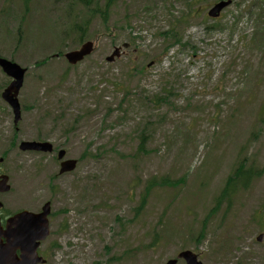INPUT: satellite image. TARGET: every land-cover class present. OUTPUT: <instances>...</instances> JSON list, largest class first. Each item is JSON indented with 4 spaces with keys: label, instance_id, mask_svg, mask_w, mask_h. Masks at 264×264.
Wrapping results in <instances>:
<instances>
[{
    "label": "rangeland",
    "instance_id": "374dc122",
    "mask_svg": "<svg viewBox=\"0 0 264 264\" xmlns=\"http://www.w3.org/2000/svg\"><path fill=\"white\" fill-rule=\"evenodd\" d=\"M216 1L117 0L105 16L106 0H0V57L27 68L17 127L0 68V201L52 203L46 264H166L183 250L264 264V0L214 19ZM85 22L96 51L70 65ZM37 139L76 170L19 149ZM241 163L247 185L224 193Z\"/></svg>",
    "mask_w": 264,
    "mask_h": 264
},
{
    "label": "water",
    "instance_id": "95a60500",
    "mask_svg": "<svg viewBox=\"0 0 264 264\" xmlns=\"http://www.w3.org/2000/svg\"><path fill=\"white\" fill-rule=\"evenodd\" d=\"M230 2H221L211 10V16H217L219 12ZM93 51V43L87 42L82 45L79 50L68 52L65 57L70 63L76 64L84 59V57ZM118 54V50L114 55ZM114 55L109 60L114 59ZM0 66L11 77L13 81L4 90L3 98L12 106L15 114V123L21 118L20 103L18 101V94L23 85L24 75L26 69L22 68L17 63H14L6 58H0ZM22 150H38V151H52V145L48 142H22L20 145ZM64 156V151H61L59 158ZM76 166V161L68 160L62 163L61 172L71 171ZM10 190L8 185V177H0V192H7ZM2 204L0 203V208ZM50 213V204L47 203L43 207V212L34 214L28 211H23L13 216L7 225L5 235L7 243L0 242V264H38L43 263L44 260L37 254L39 246L38 240H43L49 234V226L47 216ZM1 226V225H0ZM1 229V228H0ZM2 233V231H0ZM264 234L258 237L261 241ZM17 249L21 250V255H16ZM179 258H184L188 264H202L197 260L196 255L190 251L180 253ZM177 260H170L167 264H176Z\"/></svg>",
    "mask_w": 264,
    "mask_h": 264
},
{
    "label": "trees",
    "instance_id": "16d2710c",
    "mask_svg": "<svg viewBox=\"0 0 264 264\" xmlns=\"http://www.w3.org/2000/svg\"><path fill=\"white\" fill-rule=\"evenodd\" d=\"M21 1L25 5L29 6V4H30V2L32 0H21ZM114 1L115 0H108L107 4L104 6V8L106 9V11L109 10L112 7ZM84 25H85V27H87L88 26V22H85ZM84 31L82 33H80V35H78L79 38H82V36L84 35ZM244 167H245V164L244 163H241L239 165V167L234 172V174L229 178L228 183L226 185V188L224 190V193L227 192V190L229 189V187L232 188V189H235V185H236L237 182H242L244 186L247 185L245 181L247 180L248 177L250 178V174H249L248 171H245ZM151 185H152V183L150 184V186Z\"/></svg>",
    "mask_w": 264,
    "mask_h": 264
},
{
    "label": "flooded vegetation",
    "instance_id": "af4514ba",
    "mask_svg": "<svg viewBox=\"0 0 264 264\" xmlns=\"http://www.w3.org/2000/svg\"><path fill=\"white\" fill-rule=\"evenodd\" d=\"M60 162V161H59ZM9 217V216H8ZM6 217H4V219H5ZM41 253V252H40ZM42 255H43V253H42ZM44 256H45V254H44Z\"/></svg>",
    "mask_w": 264,
    "mask_h": 264
}]
</instances>
